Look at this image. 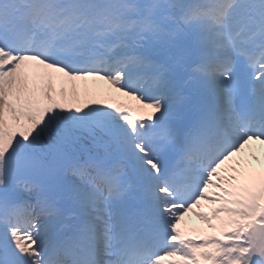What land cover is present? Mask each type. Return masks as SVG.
Returning a JSON list of instances; mask_svg holds the SVG:
<instances>
[{"label":"snow or ice","instance_id":"obj_1","mask_svg":"<svg viewBox=\"0 0 264 264\" xmlns=\"http://www.w3.org/2000/svg\"><path fill=\"white\" fill-rule=\"evenodd\" d=\"M0 264H264V0H0Z\"/></svg>","mask_w":264,"mask_h":264},{"label":"rangeland","instance_id":"obj_2","mask_svg":"<svg viewBox=\"0 0 264 264\" xmlns=\"http://www.w3.org/2000/svg\"><path fill=\"white\" fill-rule=\"evenodd\" d=\"M190 223H191L192 225L197 226V227H202L201 222L198 221V220H196L195 217H190Z\"/></svg>","mask_w":264,"mask_h":264}]
</instances>
